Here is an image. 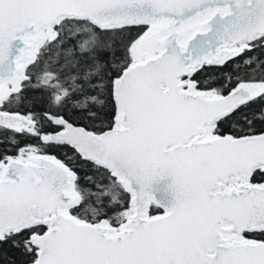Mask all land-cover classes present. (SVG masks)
Wrapping results in <instances>:
<instances>
[{
	"label": "snow or ice",
	"instance_id": "1",
	"mask_svg": "<svg viewBox=\"0 0 264 264\" xmlns=\"http://www.w3.org/2000/svg\"><path fill=\"white\" fill-rule=\"evenodd\" d=\"M0 264H264V0H0Z\"/></svg>",
	"mask_w": 264,
	"mask_h": 264
}]
</instances>
